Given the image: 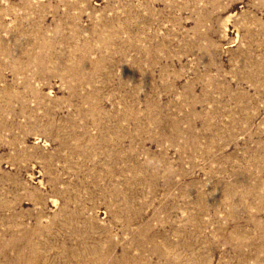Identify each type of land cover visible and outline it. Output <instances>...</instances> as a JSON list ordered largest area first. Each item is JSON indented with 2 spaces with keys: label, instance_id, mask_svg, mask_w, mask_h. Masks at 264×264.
Wrapping results in <instances>:
<instances>
[{
  "label": "rangeland",
  "instance_id": "rangeland-1",
  "mask_svg": "<svg viewBox=\"0 0 264 264\" xmlns=\"http://www.w3.org/2000/svg\"><path fill=\"white\" fill-rule=\"evenodd\" d=\"M0 264H264V0H0Z\"/></svg>",
  "mask_w": 264,
  "mask_h": 264
}]
</instances>
